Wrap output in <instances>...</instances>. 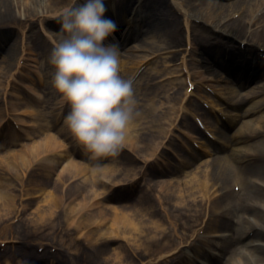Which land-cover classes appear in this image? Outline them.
<instances>
[{
	"label": "bare ground",
	"instance_id": "6f19581e",
	"mask_svg": "<svg viewBox=\"0 0 264 264\" xmlns=\"http://www.w3.org/2000/svg\"><path fill=\"white\" fill-rule=\"evenodd\" d=\"M128 1L126 3L125 0H106L109 9L105 15L109 16L110 14L112 19L120 22L119 25L116 24L114 32L120 39L114 43L122 49L121 75L125 78H131L136 74L142 75L141 80L134 84L140 115L130 125L126 141L130 143L137 155H139V151L147 150V145L152 150L160 147L167 128L172 127L173 124L175 128L177 122L178 126L185 127L187 125V117L192 111L191 105L187 108L179 107L181 97L184 96L183 94L180 96L184 89L183 83H187V80L183 82L173 78L187 75L189 81L196 83L197 79H201L204 74L215 73L213 68H217L227 76V78H221L223 84L219 85V89L222 93L218 94V98L222 100L223 109L228 114L224 124V127L228 129H223L219 124V127L209 125L205 131L211 137L218 135L214 142L200 131V138L197 137V139H200L198 143L202 146L204 156L193 153L190 159L182 157L179 162L181 164L173 168L175 175L150 180L147 186L154 189L156 195L153 197L158 201V204L168 208L169 217L172 215L174 219L190 223L188 228L183 226L185 231L192 229L191 232H193L194 228L198 226L196 224L194 227L197 222L196 218L201 219L203 215H207L205 211L208 205L210 207L218 206L219 210L217 209L218 212L213 216L220 221L216 219L218 226L215 227L217 230L214 232L225 230L228 234L216 236L217 239H220L218 242L213 238V235L210 237L212 240L210 245L214 252L210 255L211 262L209 264H264V59L260 57L264 53V0ZM76 4L77 0H0V27H4L6 24V26L12 25L21 28L25 23L40 21L46 32L44 41L56 43L61 26L58 29H53L47 27L45 22L50 19L59 20L65 9ZM138 8L143 10V14ZM6 20L10 21L6 22ZM143 26H146L143 30L139 29ZM132 28H134L133 31H142L140 33L143 36L149 35L148 40L150 41L137 37L123 46L121 44L124 41L122 35ZM215 32L217 36L213 35ZM6 34L0 35V50L8 42L2 38ZM132 34V32L127 34L128 39ZM233 44L238 47L234 48ZM21 46V41H13L2 52L0 56V86L3 85V79L13 78L15 71L18 72L15 78L23 76L21 70L26 67V59L22 57L24 49ZM49 53L50 50H46L44 56L43 48L37 52L45 60L44 68H42L45 73L40 69L32 71L39 77L34 83L37 86L42 85L43 90L34 94V88L29 86L31 89L29 90L24 87L28 94L19 97L21 101L17 103V106L27 104V100L33 96L36 97V100L48 112L40 117L41 120L48 118L46 126L43 127L47 130L55 129L61 137L65 136L72 142L74 139L64 124V117L69 110L68 106L60 99L51 84L52 69L47 63ZM159 60H162L158 63L160 65H155ZM151 64L154 65L150 66ZM146 66L148 68L143 70V67ZM239 68L245 69V76L239 74ZM43 74L44 77L46 76L45 79L41 77ZM159 79L161 81L158 82ZM206 79V77H202V80ZM1 80H3L2 83ZM11 81L13 79L9 81L10 84ZM162 81L165 82L160 83ZM251 81H254L252 85L246 91H241L243 94L237 91L228 94L225 91L229 84L240 89ZM14 87L16 88L15 85ZM3 90L2 86L0 98L5 96ZM9 96L10 94L7 95L9 98L8 111L4 112L0 106L1 120L7 119V114L9 116L14 108L16 109L15 115H29L34 118L33 111L36 109H29V107H22L24 111L17 109L15 101ZM157 102L161 107L158 108ZM255 114L259 115L254 116ZM192 116L195 119L202 118V123L207 124L203 113H192ZM60 119L62 125L57 127ZM22 122L25 121L22 120ZM233 125L234 127H232ZM29 126L32 127V125ZM132 131L142 137L146 146L142 145L143 148H140L131 142ZM195 133L199 135V130H195ZM146 136H149V140ZM174 136V133L171 134L172 139ZM44 140V142L29 148L35 159H39L49 152L50 148L54 150L57 146L55 139L51 136ZM238 143L245 149L239 150L234 147ZM165 149L167 148H163V150ZM80 156L83 157V155ZM222 156L227 158L228 162H222L224 160ZM89 159L92 163H98L102 158L90 156ZM129 159L132 162V159ZM157 160L159 159L155 161ZM29 161L30 158H27L25 154L12 153L9 150L0 153V168L8 166L17 173L26 167L30 163ZM126 167L125 163L114 159L101 164L100 167H89V169L80 167L77 162L70 161L65 170L68 175L88 170V175L91 177L79 186V189L85 190V203H87L99 193L92 191L97 185L98 177L112 182L115 186V190H113L120 192L122 187H125L123 184L129 181L125 180L124 176L130 180L134 176H138L139 169L126 170ZM168 168V171H171L170 167ZM141 169L143 168L141 167ZM143 175H146L145 172ZM102 188L104 187H101L100 190ZM148 190L149 188L146 189V191ZM164 200L167 202L165 205ZM57 201L59 198L56 192L47 194L45 208L40 216L41 221L45 222L50 219L57 207ZM14 202H16V198L1 190L0 185L2 207L9 211L14 207ZM137 207L141 214L150 212L152 208L145 201H142ZM106 214L103 213L101 219H104ZM154 215L156 216V214ZM94 222L95 219L87 218V223ZM223 222H226V225L222 224ZM151 224L156 225L158 234H155L156 236L160 234L159 237H161L163 229H160L162 227L160 222L153 223L151 221ZM118 225L122 227L123 234L124 232L130 233L131 240L135 244L134 236L141 228L134 222L132 223L127 216L114 212L110 230H115ZM200 229L202 230V226ZM144 233L145 231L142 232V234ZM173 236H175V232L165 233L163 241H171ZM196 238L197 242L204 243L206 241L204 236L201 238V234L196 233ZM158 241L159 239L153 236V242L158 243ZM224 253H227L226 258L219 260ZM114 256H119L120 264H131L120 253H114ZM186 258L187 256L184 260ZM109 260L113 262L111 257ZM182 262L183 260L180 264Z\"/></svg>",
	"mask_w": 264,
	"mask_h": 264
},
{
	"label": "rangeland",
	"instance_id": "374dc122",
	"mask_svg": "<svg viewBox=\"0 0 264 264\" xmlns=\"http://www.w3.org/2000/svg\"><path fill=\"white\" fill-rule=\"evenodd\" d=\"M125 2L128 3L129 1L125 0ZM107 9H109L108 5ZM138 9L143 14V10ZM118 15H120L119 12ZM109 16L111 17L110 14ZM48 22L49 24H47ZM115 22L118 25L120 24L119 20ZM45 23L47 27L53 29H58L61 26L60 21L54 19H50ZM4 25V27H0V35L7 33L2 38L8 42L0 50V56L10 43L21 41V48L24 49L22 57L26 59V67L21 70L23 76L15 78L18 75V72L15 71L13 78L3 79L2 86L4 87L3 94L5 96L0 98V106H2L5 112L8 111V94H10L9 97L15 101L17 106V103L21 101L19 97L28 94L24 90V87L27 89H29V86L34 88V94H38V92L43 90L42 85L37 86L34 83L39 77L34 75L32 71L40 69L43 72L42 68H44L43 62L45 60L37 52L43 48L45 56L46 50L51 51L55 43L48 40L44 41V33L46 32L42 28L43 26L40 21L37 23L35 21L25 23L21 28ZM145 27L143 26L139 29L143 30ZM131 32L133 34L129 39L127 34L130 32L122 35L124 41L121 44L123 46L129 44L137 37L150 41L148 40L149 35L143 36L140 33L142 31L131 30ZM213 35L217 36L216 32ZM112 39L116 42L120 37L113 33L108 37V41L112 42ZM233 47L237 48L238 46L233 44ZM121 53L122 49L119 47V60H121ZM260 57L264 59V53ZM161 61L159 60L155 65H160L158 63ZM152 65L154 64L150 66ZM148 66L143 67V70L147 69ZM213 69L215 73L211 75L204 74L201 76V79H197L196 83L189 81L187 75L173 78L183 82L187 80V83H183L184 89L181 91L180 96L182 94L184 96L181 97L179 103V107L181 108H187V106L191 105L192 111L189 113V117H187V125L185 127L178 126L177 122L176 128L174 124L173 128L168 127L165 136L161 140L160 147L154 150L148 147V145L146 146L145 141H142V137L137 136L132 131L133 135H130V138H132L131 142L135 143L137 147L143 148V146H146L148 148L145 151H139V155L133 151L130 143L126 142L125 147L118 156L104 157L98 163H92L89 159L90 154L86 153L75 140L70 142L65 136L61 137L55 129L47 130L43 127L46 126L48 118L41 120L40 117L48 112L34 96L27 100V104L17 106V109H23L22 107L36 109V111H33L35 114L34 118H31L29 115H15V108L9 116L7 114V119L1 120V118L0 153L9 150L12 153L25 154L27 158H30V163L22 168L19 173L13 171L8 166L0 168L1 190L16 198L14 207L9 209V211L5 210L2 207L3 205L0 204V264H112L113 262L114 264H120L121 262H118L120 261L119 256H114V253H120L131 264H180L182 260V264H209L211 262L210 255L214 252V249L210 245L212 241L210 237L213 235V238L218 242L220 239H217L216 236L228 234L225 230L214 232L217 230H215V227L218 226L217 220L220 221L213 216L214 213L218 212L216 211L218 206L210 207L208 205L205 211L207 215H203L201 219L196 218L197 222L194 224V227L196 224L198 226L194 228V233L191 232L192 229L185 231L184 227L188 228L190 223L187 224L185 220L174 219L172 215L169 217L168 208L158 204V201L153 197V195H156L154 189H150L151 186L148 187L147 183L160 177L175 175L176 173L173 168L181 164L179 162L182 157L190 159L193 153L204 156L202 146L198 143L200 139H197V137L200 138V130L204 132V128L207 129L209 125L219 127L218 124L223 129H228L224 127L228 114L223 109L222 100L218 98V94L222 93L219 89V85L223 84L221 78H227V76L217 68ZM120 72L122 73L121 68ZM238 72L242 76H245V69L239 68ZM9 75L11 76V74ZM41 77L46 78L44 74ZM202 77H206L207 79L202 80ZM131 78L134 79L136 84L137 81L141 80L142 75L136 74ZM11 79L13 81L10 84L9 81ZM3 80H1V83ZM41 82H43V79H41ZM253 82L247 83L244 88L240 89L229 84L225 91L228 94H233L235 91H246ZM241 93L243 94V92ZM222 95L224 96V94ZM162 101L165 100L162 99ZM157 106L158 108L161 107L159 102H157ZM200 112L205 115L207 124H203L202 118L199 116L200 119L197 118V120L192 116V113ZM257 115L259 114H255L254 116ZM14 118L17 120L14 121ZM22 120L25 122H22ZM27 124L32 125V127ZM61 125L60 119L56 126L60 127ZM195 130H199V135L195 133ZM173 133L175 136L172 139L173 136L171 137V134ZM35 134L36 136H34ZM48 136L55 139L54 141L57 146L54 150L50 148V151L39 159H35L29 148L40 144V142H44V139ZM217 136H210L211 140L214 142ZM146 138L149 140V136H146ZM165 147L167 149L163 150ZM234 147H237L239 150L245 149L240 143ZM80 155H83V157ZM213 157L215 158V156ZM129 158L132 159V162ZM222 158L224 159L222 162H228L227 158L223 156ZM112 159L125 163L127 165L126 170L132 168L139 169L138 176H134L131 180L124 176L123 178L129 181L123 184L125 187H122L120 192L114 191L115 186L112 182L98 177L97 185L92 191L99 193L85 203V190L79 189V186L82 182H87L91 177L88 175V170L83 173L68 175L65 170L66 166L71 161L77 162L80 167L89 169V167H100L101 164L107 163ZM156 159L159 160L155 161ZM129 165H131L130 168H128ZM168 167H170L171 171H168ZM143 170L146 175H143ZM101 187H104L105 191L104 188L100 190ZM148 188L149 190L146 191ZM49 192H56L59 201L56 203L57 207L53 215L44 222L41 221L40 216L44 211V203ZM142 201L152 206L150 212L146 214L139 212L137 206H140ZM163 202L164 205L167 203L165 200ZM114 212L127 216L132 223L134 222L141 228L136 236H134L136 238V240L134 239L135 244L131 240L130 233L126 234L124 232L123 234L120 225L115 230H110V223L111 221L113 222ZM103 213L107 214L104 219H101ZM87 218L95 219V222L89 224L87 223ZM151 221L153 223L159 221L160 225H162L160 227V229H163L161 237H159L160 234L156 236L158 234L157 227H155V224H151ZM225 223L223 222L222 224ZM201 226L202 230L200 229ZM143 231H145L144 234H142ZM173 232H175V236H173L171 241H163L165 233L172 234ZM196 233L198 235L201 234V238L204 236V240L206 241L204 243L202 241L197 242ZM153 236L159 239L158 243L153 242ZM186 242L188 243L186 244ZM226 255L227 253H224L219 260H224ZM186 256L187 258L184 260ZM109 257L112 258L113 262L109 260Z\"/></svg>",
	"mask_w": 264,
	"mask_h": 264
},
{
	"label": "clouds",
	"instance_id": "9594fccd",
	"mask_svg": "<svg viewBox=\"0 0 264 264\" xmlns=\"http://www.w3.org/2000/svg\"><path fill=\"white\" fill-rule=\"evenodd\" d=\"M106 0H77L60 17L47 63L51 84L68 106L64 124L92 158L116 157L140 115L135 81L120 72L119 47L108 41L116 22Z\"/></svg>",
	"mask_w": 264,
	"mask_h": 264
}]
</instances>
